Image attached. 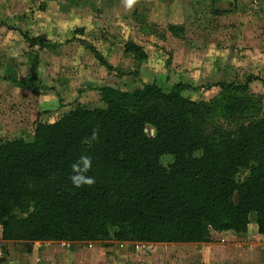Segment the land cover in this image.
Masks as SVG:
<instances>
[{"label": "trees", "instance_id": "16d2710c", "mask_svg": "<svg viewBox=\"0 0 264 264\" xmlns=\"http://www.w3.org/2000/svg\"><path fill=\"white\" fill-rule=\"evenodd\" d=\"M20 34L30 47H58ZM122 47L135 60L148 56L132 41ZM185 86H99L105 106L77 103L54 121H36L30 140H0L1 239L199 243L210 230L246 232L251 215L264 234V113L247 116L252 106L232 98L236 122L210 125L207 106L185 98ZM163 154L172 156L167 166ZM240 168L248 173L237 181Z\"/></svg>", "mask_w": 264, "mask_h": 264}, {"label": "rangeland", "instance_id": "374dc122", "mask_svg": "<svg viewBox=\"0 0 264 264\" xmlns=\"http://www.w3.org/2000/svg\"><path fill=\"white\" fill-rule=\"evenodd\" d=\"M20 31L42 34L58 47H30ZM126 41L142 46L147 58L124 52ZM218 82L238 88L223 89ZM143 83L164 90L186 84L181 94L207 106L210 125L236 122L227 109L232 98L252 106L247 116L264 113V0H0V140H30L36 121H54L77 103L105 106L99 86L131 90ZM145 131L154 134L149 125ZM171 161L169 154L160 157L164 166ZM247 173L240 168L235 179ZM254 224L251 215L244 233L210 230L206 242L161 243L160 260L264 264V237L254 234ZM238 247L249 255L232 257ZM225 250L231 256L222 255ZM8 252L0 241V264H12Z\"/></svg>", "mask_w": 264, "mask_h": 264}, {"label": "crops", "instance_id": "0c3cea01", "mask_svg": "<svg viewBox=\"0 0 264 264\" xmlns=\"http://www.w3.org/2000/svg\"><path fill=\"white\" fill-rule=\"evenodd\" d=\"M254 229H256V233L254 234L264 237V234H259L257 232V227L255 224ZM228 231L230 230L219 232L222 233ZM0 241L9 247L8 253L13 257L12 264H163L164 262V259L160 260V255L162 251H164V249H160L161 243L110 240L108 242L110 244H108L106 247H103L100 245V242L104 241H89L85 242L89 243V248H86L82 247V245H85L83 244L84 242H13L4 241L1 239V227ZM60 243L63 244L60 245ZM91 243H98L99 246L92 247L93 245L91 246ZM69 244H72L73 247H65ZM59 247H62V249ZM102 249L103 254L101 257L100 254L102 253ZM233 250H235V252L232 257H236L235 259H239L243 255H249L248 250L246 251L244 247H238ZM233 250H230V254H232ZM228 252V250H225L222 255H225ZM228 256L231 255L228 253ZM97 257L99 259H97Z\"/></svg>", "mask_w": 264, "mask_h": 264}, {"label": "clouds", "instance_id": "9594fccd", "mask_svg": "<svg viewBox=\"0 0 264 264\" xmlns=\"http://www.w3.org/2000/svg\"><path fill=\"white\" fill-rule=\"evenodd\" d=\"M80 179L79 177L75 178V182L78 184L80 182ZM89 183L91 182L90 180L88 181Z\"/></svg>", "mask_w": 264, "mask_h": 264}]
</instances>
